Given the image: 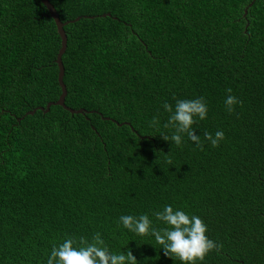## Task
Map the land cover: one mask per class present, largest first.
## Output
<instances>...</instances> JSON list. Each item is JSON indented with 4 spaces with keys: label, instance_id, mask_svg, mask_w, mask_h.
I'll use <instances>...</instances> for the list:
<instances>
[{
    "label": "trees",
    "instance_id": "obj_1",
    "mask_svg": "<svg viewBox=\"0 0 264 264\" xmlns=\"http://www.w3.org/2000/svg\"><path fill=\"white\" fill-rule=\"evenodd\" d=\"M48 1L61 22L79 17L61 61L64 104L83 112L54 104L61 39L41 0H0V264H46L54 244L97 232L139 264H179L118 226L148 213L163 227L165 204L220 245L198 264H264V0ZM199 96L203 146L164 141L162 104Z\"/></svg>",
    "mask_w": 264,
    "mask_h": 264
},
{
    "label": "clouds",
    "instance_id": "obj_2",
    "mask_svg": "<svg viewBox=\"0 0 264 264\" xmlns=\"http://www.w3.org/2000/svg\"><path fill=\"white\" fill-rule=\"evenodd\" d=\"M226 92L228 95L224 105L231 113L239 101L231 94V88L226 89ZM162 109L169 114L163 128L170 129V134L161 133L164 141L180 146L186 136L195 146H203L200 135L196 134L197 129L193 127L197 121L206 119L208 114V105L203 96L176 99L174 105L165 101ZM150 126H160L157 116L152 117ZM203 135L212 147H217L225 138L222 130L214 134L204 132ZM152 215L164 226L155 227L148 213L121 215L118 226L138 236L151 235L164 256L179 261V264H198L210 251L220 247L206 235L207 225L198 215L189 214L171 204L153 210ZM124 248V251L110 250L99 232L90 240L81 236L77 241L75 237L68 236L52 246L46 264H139L132 251Z\"/></svg>",
    "mask_w": 264,
    "mask_h": 264
},
{
    "label": "water",
    "instance_id": "obj_3",
    "mask_svg": "<svg viewBox=\"0 0 264 264\" xmlns=\"http://www.w3.org/2000/svg\"><path fill=\"white\" fill-rule=\"evenodd\" d=\"M41 2L43 3L45 8L47 9L48 15L50 16V18L54 21L56 29H57V32H58V35L60 36V39H61V47H60V49L58 51V54H57V57H56V60H55L57 66H58V70H59L58 83H59V85L61 87V95L59 96L58 100L54 104L64 107L67 111H69L71 113H82L83 110L74 111V110H71L70 108L66 107L65 104H64V99H65V96H66V89H65V85L63 83L64 68H63V64H62V61H61V57H62V55H63V53H64V51L66 49V44H67V39H66V35H65V32H64L63 28H64L65 25H67L69 23H72L74 21H78L79 17L76 18L74 21H67V22L63 23L59 19L56 10L54 9L52 4L48 0H41ZM245 12H246V9H245ZM103 16H106V15H103ZM49 106H50V104L47 105L46 109L44 110L45 112L48 111ZM34 112L35 111H32L30 114H33Z\"/></svg>",
    "mask_w": 264,
    "mask_h": 264
}]
</instances>
